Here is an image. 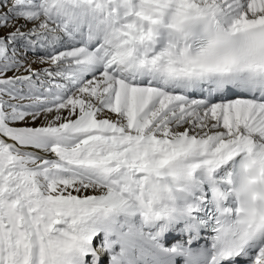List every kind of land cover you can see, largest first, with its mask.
<instances>
[{
  "label": "snow or ice",
  "instance_id": "6c2138e0",
  "mask_svg": "<svg viewBox=\"0 0 264 264\" xmlns=\"http://www.w3.org/2000/svg\"><path fill=\"white\" fill-rule=\"evenodd\" d=\"M0 264H264V0H0Z\"/></svg>",
  "mask_w": 264,
  "mask_h": 264
},
{
  "label": "bare ground",
  "instance_id": "6f19581e",
  "mask_svg": "<svg viewBox=\"0 0 264 264\" xmlns=\"http://www.w3.org/2000/svg\"><path fill=\"white\" fill-rule=\"evenodd\" d=\"M29 26H31V25H29Z\"/></svg>",
  "mask_w": 264,
  "mask_h": 264
}]
</instances>
